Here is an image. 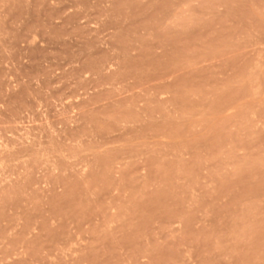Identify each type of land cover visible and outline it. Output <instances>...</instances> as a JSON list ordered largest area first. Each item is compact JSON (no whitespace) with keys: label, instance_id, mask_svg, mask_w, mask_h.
Wrapping results in <instances>:
<instances>
[{"label":"rangeland","instance_id":"obj_1","mask_svg":"<svg viewBox=\"0 0 264 264\" xmlns=\"http://www.w3.org/2000/svg\"><path fill=\"white\" fill-rule=\"evenodd\" d=\"M0 264H264V0H0Z\"/></svg>","mask_w":264,"mask_h":264}]
</instances>
